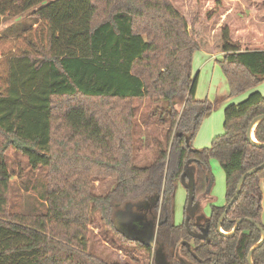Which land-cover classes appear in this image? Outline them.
Listing matches in <instances>:
<instances>
[{
	"label": "trees",
	"instance_id": "1",
	"mask_svg": "<svg viewBox=\"0 0 264 264\" xmlns=\"http://www.w3.org/2000/svg\"><path fill=\"white\" fill-rule=\"evenodd\" d=\"M175 1L0 0V18L32 11L36 21L20 34L0 36V144L2 154L11 148L25 159L27 174L20 170L17 178L25 192L40 196L32 207L17 205L15 174L0 153V264H106L87 253L94 213L121 241L153 253L155 246L127 237L113 222L120 205L142 198L156 200L155 241L165 252L181 248L191 264H248L259 229L264 233V167L245 179L220 223L222 233L218 223L241 176L264 163V148L246 137L250 123L264 115V97L250 92L264 82V0H249L259 1L254 12L241 0H193L190 23ZM228 10L234 14L214 37L205 26ZM201 50L223 54L229 97L250 93L224 108L223 133L211 146L195 150L192 140L210 110L195 99L192 56ZM134 101L155 105L149 116L159 114L155 123L165 129V146L151 137L156 157L143 167L135 152L150 144L138 135ZM253 135L264 144V120ZM210 158L224 173L226 205H211L196 236L195 223H171L172 202L190 167L193 202L208 193ZM100 180L113 183L102 196L92 192ZM251 260L264 264V241Z\"/></svg>",
	"mask_w": 264,
	"mask_h": 264
},
{
	"label": "rangeland",
	"instance_id": "2",
	"mask_svg": "<svg viewBox=\"0 0 264 264\" xmlns=\"http://www.w3.org/2000/svg\"><path fill=\"white\" fill-rule=\"evenodd\" d=\"M258 2H254L255 6L253 4L251 5L249 0H241V3L244 4L245 9L249 12H254L253 9H257L256 7L260 6ZM175 5L184 8L183 12L186 13L190 23L195 14L194 1L176 0ZM31 14L32 11H28L18 18L1 17L0 36L8 35L12 37L33 26L36 21ZM233 14L234 11L228 10L221 17H215V23L203 26L210 28L208 32H210V34L214 33V37H216L218 26L224 24ZM214 54L215 53L209 50L208 52L201 50L194 51L192 56V73L194 76H197L195 99L206 104L205 106L210 108L208 111V113H210L209 117H205L208 113L202 117L197 133L192 140L191 145L195 150L209 148L213 139L223 133V110L229 101L231 103H238L245 99V96L249 93L246 92L234 97H229V85L219 65V62L223 58V54ZM255 88H257L258 91L261 89L264 94V82ZM133 106L137 108L136 121L138 125V135H140L144 142L148 141L150 144V147L147 148L142 146L135 152V154L137 153L135 163L142 167L148 166L152 159L156 157L155 150L157 145L156 143L155 146L153 145L151 137L155 136L153 137L154 139L160 138L159 140L163 142L162 139H164L165 129L155 123L159 120V114L155 117L149 116V114L152 113V107L155 105L147 101H134ZM179 109L180 108L177 107V110ZM163 146H165V141L163 142ZM1 155H3L4 161H6L9 172L15 174L10 180L12 186L11 195L12 198L15 199L17 205H20L23 210L25 204H28L29 207L37 204V200L40 199L38 191L34 192L29 190V192H25L20 180L17 178L20 170H23V172L27 174L25 159L11 148L7 149L5 153H1ZM208 166L212 178V188L210 192L212 204L218 207L224 206L226 204L224 173L218 161L214 158L209 159ZM190 171L191 168L185 170L184 174L188 175L186 176L187 178L190 176ZM184 180L185 179H180V182L176 183L172 202V209L174 208L172 210L174 211V223L176 225L182 222L185 204L187 209L190 208L187 201L189 194H187L185 187L181 184ZM92 184V192L95 195L101 196L109 192L113 187V183L110 180L95 181ZM161 203V200H159V208L161 207ZM199 203L201 212L204 216L208 217L211 209L210 204L204 200H201ZM155 205H157L155 198H142L120 205L113 213L114 225L129 238L141 241L149 246L153 244L152 248L155 246L153 253L148 254L135 245H130L121 241L113 232V228L108 227L100 220L98 213L91 214L90 217L91 225L88 227L87 253L106 264H165L166 250L164 246H157L156 241L153 242L155 219L151 209Z\"/></svg>",
	"mask_w": 264,
	"mask_h": 264
},
{
	"label": "crops",
	"instance_id": "3",
	"mask_svg": "<svg viewBox=\"0 0 264 264\" xmlns=\"http://www.w3.org/2000/svg\"><path fill=\"white\" fill-rule=\"evenodd\" d=\"M215 55V54H214ZM217 55H220L219 53L217 54ZM252 91H256V92H258V93H262L263 91L261 90V89H259V91H258V89L257 88H254V89H252L250 92H252ZM249 92V93H250ZM249 93H247V95L245 96V99H246V97L248 96V94ZM260 93V94H261ZM262 95V97H264V94L262 93L261 94ZM231 99V98H230ZM245 99H243V100H245ZM242 100V101H243ZM241 102V101H240ZM240 102H238V103H240ZM229 104H237V103H231L230 101H229V103L227 104V105H229ZM226 105V106H227ZM225 106V107H226ZM224 111V110H223ZM209 115H210V113H208V114H206L205 115V117H209ZM191 168V171H190V174H191V179L190 178H187V177H185V180H184V182H182L181 184H182V186H184L185 187V190L187 191V194L189 193L188 192V188H187V186L189 185V182L188 181H191V182H193L194 181V169L192 168V167H190ZM187 179V180H186ZM180 182V181H179ZM259 186H260V190H261V193H262V199H261V219H262V221L264 222V179H262V180H260V182H259ZM211 188H212V178H211V183H210V188H209V191H208V193H206V194H203L201 197H198V199L196 200V202H192L191 203V205H190V208L189 209H187L186 208V204H185V208H184V216H183V219H182V222L180 223V224H178V225H181V224H188V222H192V223H195L198 227H199V231L197 230V229H195V231H192V233L193 234H195L196 236L197 235H199V234H201L200 233V230L202 229V219L203 218H208V217H206V216H204V214L201 212V209H200V201L201 200H204V201H206L208 204H210V206L211 205H213L212 204V198H210V192H211ZM188 198V197H187ZM188 201V200H187ZM226 205V204H225ZM224 205V206H225ZM174 209V208H173ZM172 209V210H173ZM189 211V214H187L186 213V211ZM170 221H171V223L174 225V226H178V225H176L175 223H174V211H171V215H170ZM157 223H158V221H157V218L155 217V221H154V241L153 242H155V230H156V227H157ZM202 231H203V229H202ZM203 233V232H202ZM168 256H175L176 257V259L177 260H179V261H181V262H184L185 264H191L186 258H185V256L183 255V253L181 252V248L180 249H177L176 251H174V253L172 254L170 251L169 252H165V257H166V259H165V264H170V260H169V257Z\"/></svg>",
	"mask_w": 264,
	"mask_h": 264
},
{
	"label": "water",
	"instance_id": "4",
	"mask_svg": "<svg viewBox=\"0 0 264 264\" xmlns=\"http://www.w3.org/2000/svg\"><path fill=\"white\" fill-rule=\"evenodd\" d=\"M262 120H264V115H260V116L256 117V118L250 123V125H249V127H248V129H247L246 137H247V140H248L250 143H252L253 145H256V146H258V147L264 148V144H259V143H257V142L255 141V139H254V135H253V131H254L255 126H256L260 121H262ZM263 167H264V163L261 164L260 166L256 167V168H253V169L247 171V172L244 173V174L241 176V178L239 179L238 184H237V187H236V192H235L233 198L230 200V202L226 205V208H225V210H224V212H223V214H222V216H221V218H220V220H219V223H218V230H219L221 233H222V231H221V229H220V223L222 222L223 219L226 218V213H227L228 209L230 208V206H231V205L237 200V198H238V196H239V193H240V191H241L242 184L244 183L245 179H246L248 176H251V175L255 174L257 171L261 170ZM186 176H188V175H187V174H186V175L184 174V175L181 177V179H185ZM189 178L191 179V174H190ZM182 181H183V180H182ZM192 186H193V182L189 181V185L187 186V188H188V192H189V193H188V194H189V196H188V205H189V206H190L191 203L193 202V197H192V195H191V194H192ZM186 213L189 214V211L187 210ZM247 221L250 222V223H252V224H254L251 220H247ZM240 223H241V220H237V221H236L233 231L237 228V226H238ZM256 227H257V226H256ZM257 228H258V227H257ZM258 229H259V228H258ZM259 230H260L261 233H262V235H261V240H260V242H259L255 247H253V248L250 250V252H249V254H248V264H253V262H252V260H251L252 252H253V250H254L257 246L261 245V243L264 241V233L262 232L261 229H259ZM150 246L152 247L153 244H150Z\"/></svg>",
	"mask_w": 264,
	"mask_h": 264
},
{
	"label": "flooded vegetation",
	"instance_id": "5",
	"mask_svg": "<svg viewBox=\"0 0 264 264\" xmlns=\"http://www.w3.org/2000/svg\"><path fill=\"white\" fill-rule=\"evenodd\" d=\"M154 219H155V217H154Z\"/></svg>",
	"mask_w": 264,
	"mask_h": 264
}]
</instances>
